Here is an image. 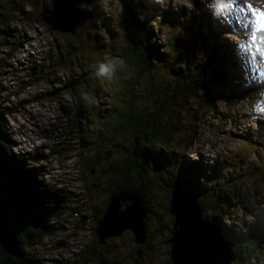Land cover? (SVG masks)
Here are the masks:
<instances>
[{
    "label": "trees",
    "instance_id": "16d2710c",
    "mask_svg": "<svg viewBox=\"0 0 264 264\" xmlns=\"http://www.w3.org/2000/svg\"><path fill=\"white\" fill-rule=\"evenodd\" d=\"M72 2L85 15L95 17L96 25L100 28L86 48L90 59L82 58L84 53L73 24L63 21L58 27L49 22L46 26L50 32L57 30L68 37L64 47L66 52L56 45L54 59L51 53L25 69V84L33 85L39 82L52 83L56 66H66L65 71H69L62 76L63 81L58 78L50 90L41 94V98L58 102L63 95L77 97L80 104L71 116L72 125L66 129L59 147H52L47 153L37 152V149L34 152L14 153L9 147L14 143L9 142V139L11 145H5V149L37 174L47 189L65 198L63 208L71 198L70 193L67 189H56L43 179L50 158H74V169L80 174V180L86 172H101L99 183L94 182L87 188L88 192H92L100 184L98 188L107 194L103 201L104 208L97 211L98 219L112 192L136 189L144 196L148 225L149 214L153 212L150 200L153 191L156 188L165 189L169 203L171 191L183 185L198 197L204 220L221 229L236 256L235 264H264V208L261 205H246L241 198L246 173L236 172L237 168L225 161L212 160L207 165L201 161L200 155L191 158L188 150L199 137L200 124H195L193 133L178 136L173 130L180 123L178 126L174 122L170 125L168 120L169 112L174 108L175 120H180L179 117L186 113L190 114V102L198 101V93L206 95L205 112L208 114L216 111V103L222 98L226 99L225 103L233 100L243 103L246 100L243 90L231 84L234 57L228 45L219 42L218 33L210 25L209 12L204 10L199 16L193 14L187 17V25L183 26L195 31L192 34L195 39L188 46H200L199 61L194 55H187L186 45H182V41L173 40L172 36L163 38L162 26H167L171 31L179 26L170 10L155 9L152 12L145 0H121L118 15L111 17L110 0ZM192 4L197 7L195 2ZM149 11L152 13L149 14ZM12 13L25 14L17 0H12L9 10L0 4V40L8 46L9 58L20 47L19 38L11 30L4 29ZM156 18H159V24L153 25ZM12 37L15 41H10ZM105 56L119 58L120 66L112 71L104 62ZM66 57L72 59L66 62ZM226 67H229V71ZM163 76L166 78L164 81ZM108 84L115 88L116 101L110 106H103L98 97L103 95ZM85 95L95 99L94 105L87 106L82 102ZM191 110L194 119L200 121L197 111ZM7 113L8 110H0L3 118ZM166 119L167 122H164ZM4 127L3 119L1 129L5 136ZM243 139L255 143L249 134ZM116 152L120 155L119 160L111 158V154ZM254 169L252 178L264 186V159ZM168 203L164 207L166 213L169 211ZM238 207L247 210L245 217L249 219L244 217L240 223L233 221L232 211ZM61 211L53 216L61 215ZM51 221L53 219L50 218L47 232L30 228L18 236L21 251L19 259L7 254L0 246V264H45L43 259L27 252L25 247L37 244L45 235L53 233L56 229ZM159 224V231L170 233L171 228L162 222L161 217ZM95 230L96 225L92 231L94 246L83 248L78 264H122L111 257L117 254V245L111 243L114 239L102 245L98 242ZM154 240L147 233L141 254L149 249ZM56 263L65 264L64 261Z\"/></svg>",
    "mask_w": 264,
    "mask_h": 264
},
{
    "label": "rangeland",
    "instance_id": "374dc122",
    "mask_svg": "<svg viewBox=\"0 0 264 264\" xmlns=\"http://www.w3.org/2000/svg\"><path fill=\"white\" fill-rule=\"evenodd\" d=\"M17 1L25 14L24 16L17 13L10 14L12 16H8V19L11 20L6 23L4 29L11 30L19 38V50L9 58L8 46L3 45V40H0V110L5 109L9 112L3 118L4 131L6 140L9 139V142L14 143L13 146H9L14 153L28 150L34 152L36 149L37 152L47 153L50 148L59 147V143L66 135V129L70 124L72 125L71 116L80 102L77 97L72 98L69 95H63L58 102L41 98V94L50 90L51 85L56 84L58 78L63 81L62 76L69 71H65L66 66L59 68L56 66L52 83L39 82L33 85L25 84L27 81L25 69L51 53L54 59L56 45L66 52L64 47L68 43V37L58 33L57 30L50 32L47 23H53L58 27L63 21L73 24L84 53L82 58L85 60L90 59L86 48L99 33L100 28L96 25L95 17L85 15L72 0ZM120 1L110 0L111 17L118 15ZM145 1L152 12L155 9L171 11L173 20L179 23V26L173 31L167 26H162L163 38L172 36L173 40L176 38L182 41V45H186L187 55H194L200 61V46L197 44L188 46L195 39L192 35L195 31L185 29L183 26L187 25V17H192L193 14L199 16L204 10L209 12L210 25L213 31L218 33L219 42L233 47L234 65L230 73L233 75L231 84L234 88L243 90L246 100L243 103L237 100L225 103L226 99L222 98L216 103V111L208 114L205 112L206 95L198 93V101L194 100L190 103L191 109H195L200 115V121L194 119L191 109L190 114L186 113L179 117L180 120H175L173 111L176 108L169 112L168 120L170 125L174 122L178 126L180 123L177 129L173 130L178 136L183 133H193L196 130L195 124H200L199 137L188 150L189 156L198 158L200 155L201 161H205L207 165L212 160L225 161L234 165L237 168L236 172L246 173L241 198L246 205H261L264 208V186L259 185L256 179L252 178L254 167L259 166L264 159V66L259 63L262 58L261 46L256 43L257 39L264 42V35L260 34L264 33V25L257 26V21L264 18V0ZM11 2L12 0H0V4L5 6L6 10H9ZM194 2L196 8L192 4ZM152 12L149 11V14ZM152 16L156 17L154 14ZM157 24L159 18L153 22V25ZM219 28L220 30L217 31ZM225 31L231 33L222 38ZM117 36L120 40V36L118 34ZM13 37L10 41H15ZM96 57L97 55L94 58ZM71 59L66 57V62ZM104 60L112 71L121 64L117 57L105 56ZM226 68L229 71V67ZM164 77L162 81L166 79ZM115 94V88L108 84L103 95L98 99L103 106H110L116 101ZM82 102L92 106L95 99L85 95ZM164 122H167V119ZM248 134L255 143H248L243 139ZM9 142L7 140L6 145H11ZM119 156L117 152L111 154V158L115 160H119ZM74 162L75 159L71 157L50 158L47 163L48 171L43 177L56 189H67L71 196L65 203V208L61 209V215L51 217L53 221L50 223H53L56 230L45 235L37 244L25 247L27 252L43 259L45 264H58L56 262L63 261L65 264H78L83 248L94 246L92 231L98 220L97 211L104 208L103 201L107 194L102 192V188H98L100 184L92 192H88L87 188L102 178V174L99 171L94 174L86 172L80 180L78 179L80 174L74 169ZM166 195L165 189L161 188H156L153 195H150L153 212L149 214L147 233L155 240L149 249L137 257L132 235L125 232L111 241L112 244L117 245V254L111 256L112 259H117L122 264H167L170 248L167 243L168 231L158 230L159 217L169 228L172 227V216L169 211L166 213L164 210L168 203ZM245 212L247 210L241 207L234 208L233 221L240 223L246 216ZM79 226L83 227L79 228Z\"/></svg>",
    "mask_w": 264,
    "mask_h": 264
},
{
    "label": "water",
    "instance_id": "95a60500",
    "mask_svg": "<svg viewBox=\"0 0 264 264\" xmlns=\"http://www.w3.org/2000/svg\"><path fill=\"white\" fill-rule=\"evenodd\" d=\"M2 120L0 115V246L19 259L18 236L30 228L47 232L48 220L63 208L65 198L47 189L22 160L8 153ZM170 195L169 214L173 221L168 231L167 264H235L236 256L221 229L204 220L198 197L183 185L174 188ZM147 215L140 190L112 192L96 221L98 242L103 245L129 232L137 249L136 256L140 257L147 240Z\"/></svg>",
    "mask_w": 264,
    "mask_h": 264
},
{
    "label": "clouds",
    "instance_id": "9594fccd",
    "mask_svg": "<svg viewBox=\"0 0 264 264\" xmlns=\"http://www.w3.org/2000/svg\"><path fill=\"white\" fill-rule=\"evenodd\" d=\"M261 25H264V18H261L257 21V26L260 27ZM260 34L264 35V33H260ZM256 43L257 45L261 46V57L262 58L259 60V63L261 64V66H264V42L257 39Z\"/></svg>",
    "mask_w": 264,
    "mask_h": 264
},
{
    "label": "bare ground",
    "instance_id": "6f19581e",
    "mask_svg": "<svg viewBox=\"0 0 264 264\" xmlns=\"http://www.w3.org/2000/svg\"><path fill=\"white\" fill-rule=\"evenodd\" d=\"M8 140V139H7Z\"/></svg>",
    "mask_w": 264,
    "mask_h": 264
}]
</instances>
